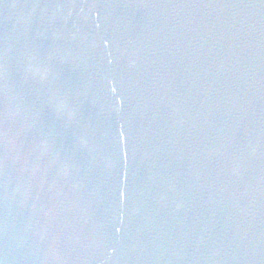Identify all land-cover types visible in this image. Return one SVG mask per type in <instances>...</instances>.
<instances>
[{"label":"water","instance_id":"1","mask_svg":"<svg viewBox=\"0 0 264 264\" xmlns=\"http://www.w3.org/2000/svg\"><path fill=\"white\" fill-rule=\"evenodd\" d=\"M0 264H264V0H0Z\"/></svg>","mask_w":264,"mask_h":264}]
</instances>
